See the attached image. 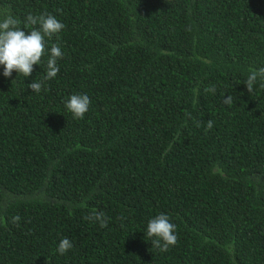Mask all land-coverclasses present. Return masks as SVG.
Instances as JSON below:
<instances>
[{
  "label": "trees",
  "instance_id": "obj_1",
  "mask_svg": "<svg viewBox=\"0 0 264 264\" xmlns=\"http://www.w3.org/2000/svg\"><path fill=\"white\" fill-rule=\"evenodd\" d=\"M0 11L26 31L30 13L65 24L47 39L60 71L39 93L27 85L47 55L30 77L0 65V264H264V87L244 84L264 67V0ZM73 94L91 99L82 119L65 107ZM161 213L177 226L167 251L146 236ZM63 237L73 247L59 254Z\"/></svg>",
  "mask_w": 264,
  "mask_h": 264
},
{
  "label": "clouds",
  "instance_id": "obj_2",
  "mask_svg": "<svg viewBox=\"0 0 264 264\" xmlns=\"http://www.w3.org/2000/svg\"><path fill=\"white\" fill-rule=\"evenodd\" d=\"M19 24L20 21L11 12L0 11V65L4 66L3 76L10 78L13 71H16L19 76L30 77L34 65L40 64L42 57L47 55L46 75L42 80H34L27 85L33 92L39 93L45 81L56 77L60 71L58 60L63 58L61 46L58 42L53 43L49 51L47 39L58 35L65 28V24L47 12L39 15L28 14L26 24L32 26L30 31L22 29ZM258 80L262 82L260 87H264V67L252 69L247 76L244 84L249 93L253 92ZM205 91L214 93L215 86L206 88ZM224 103L231 105L232 96L225 97ZM90 105L91 99L87 94H73L66 101L65 107L75 119H82ZM207 127H213L212 120H208ZM91 218L99 220L101 227H107L108 221L103 213H94ZM18 221V216L13 218L14 223ZM146 236L151 239L152 247L167 251L178 242L177 226L169 215L161 213L148 221ZM72 247L70 238L63 237L57 252L64 254Z\"/></svg>",
  "mask_w": 264,
  "mask_h": 264
}]
</instances>
